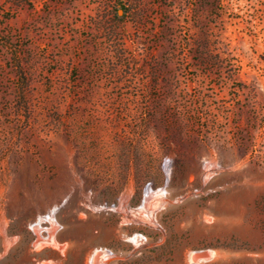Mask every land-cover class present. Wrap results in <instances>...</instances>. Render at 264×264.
Wrapping results in <instances>:
<instances>
[{
	"label": "rangeland",
	"instance_id": "obj_1",
	"mask_svg": "<svg viewBox=\"0 0 264 264\" xmlns=\"http://www.w3.org/2000/svg\"><path fill=\"white\" fill-rule=\"evenodd\" d=\"M97 249L264 264V0H0V264Z\"/></svg>",
	"mask_w": 264,
	"mask_h": 264
},
{
	"label": "bare ground",
	"instance_id": "obj_2",
	"mask_svg": "<svg viewBox=\"0 0 264 264\" xmlns=\"http://www.w3.org/2000/svg\"><path fill=\"white\" fill-rule=\"evenodd\" d=\"M49 223L50 224V228L46 229L45 224ZM36 234L39 237V241L40 239L44 238V231H48L49 237L55 239L56 236V232L58 230V226L56 221H46L45 219H40L37 223H36V227L34 228ZM119 230H122V227H119ZM101 252H104L103 249H97V250H93L90 254H89V259H88V264H98V258ZM110 261V260H109ZM108 261V262H109ZM189 261L192 263H195L197 261V257L194 254H191L189 256ZM108 262L106 264H108Z\"/></svg>",
	"mask_w": 264,
	"mask_h": 264
}]
</instances>
